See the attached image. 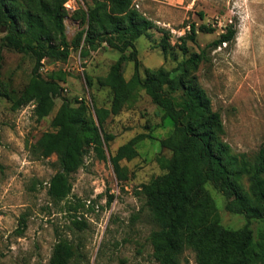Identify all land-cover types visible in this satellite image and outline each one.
<instances>
[{"label":"rangeland","instance_id":"obj_1","mask_svg":"<svg viewBox=\"0 0 264 264\" xmlns=\"http://www.w3.org/2000/svg\"><path fill=\"white\" fill-rule=\"evenodd\" d=\"M97 1L84 0L77 12L66 13L69 43L81 35V45L85 43L89 11ZM134 7L156 24L136 42L142 77L163 68L172 77L196 78L210 97L213 111L222 117V139L232 154L240 162L255 165L264 150V0H135ZM232 22L236 39L217 49L208 48ZM192 24L197 29L196 41H187L184 50L180 38ZM202 26L214 32H203ZM162 30L170 32L167 50L162 47ZM6 34L0 27L4 56L0 71V264H50L62 243L75 252L70 264H160L150 241L157 226L139 191L164 174L158 158H170L172 153L160 141L173 132L174 123L146 92H137L131 105L104 124V133L114 136L104 146L107 160H99L90 150L84 166L70 175L71 192L61 201L54 199L49 190L59 172L56 157L36 159L28 146L54 131L52 121L64 99L77 106L80 97L89 95L98 108L110 109L113 94L101 82L121 54L103 45L82 57L81 63V49L74 48L66 61L46 58L40 69L42 78L49 80L51 74L63 72L67 79L59 82L61 93L54 98L50 114L40 119L36 104L19 108L15 103L32 79L36 58L7 47ZM195 54H202V60L197 66H187L185 62ZM122 70L129 80L135 63H123ZM140 134L151 138L138 144L134 160L121 162L129 179L119 181L111 157ZM251 184V176L245 174L241 186L247 194ZM206 188L216 202L221 224L232 230L242 228L246 218L228 212L226 198L212 184ZM23 223L26 227L20 235ZM251 228L255 241L264 243V220H253ZM182 264H197L196 254L187 250Z\"/></svg>","mask_w":264,"mask_h":264},{"label":"trees","instance_id":"obj_2","mask_svg":"<svg viewBox=\"0 0 264 264\" xmlns=\"http://www.w3.org/2000/svg\"><path fill=\"white\" fill-rule=\"evenodd\" d=\"M67 0H0V27L6 30L4 44L19 53H31L36 58L33 76L15 100L16 107L36 104L38 117H47L54 108V98L60 96L59 82L66 74L55 72L49 80L40 74L46 58L66 61L70 49H79L82 35L69 43L64 17ZM135 0H98L89 11L90 31L86 36L82 56L107 45L118 51L120 59L112 65L102 86L113 94L110 109L94 111L84 102L73 106L64 99L52 121L54 131L44 133L28 149L36 159L56 157L59 172L51 180L49 194L56 200L65 199L71 192L70 175L84 166L85 157L93 150L99 160H107L104 146L114 136L104 133V124L125 106L131 105L140 91L164 111L165 118L174 123L173 132L160 141L163 149L172 153L170 158L160 156L158 163L164 174L143 184L139 194L146 200L150 216L157 226L150 241L154 258L160 264H182L187 250L196 254L197 264H264V243L255 241L251 228L255 219L264 220V150L255 165L240 162L231 147L222 139L224 125L220 113L213 111L212 101L196 78L172 77L160 68L143 78L136 42L156 24L134 7ZM202 31L214 32L202 26ZM162 47H169L170 32L162 30ZM194 24L181 37L186 49L187 41H196ZM237 36L232 22L226 31L208 48L217 49L231 44ZM203 52V55L205 54ZM202 54H195L185 64L197 66ZM4 56L0 50V71ZM135 63V72L127 80L123 63ZM150 135L140 134L118 148L111 157L119 181H127L129 172L121 162L138 156L137 146ZM251 176L250 194L243 191L241 180ZM212 184L226 198V210L242 215L246 224L237 230L221 224L216 202L207 190ZM25 224L19 230L22 235ZM75 256L67 243L59 244L50 264H70Z\"/></svg>","mask_w":264,"mask_h":264},{"label":"built area","instance_id":"obj_3","mask_svg":"<svg viewBox=\"0 0 264 264\" xmlns=\"http://www.w3.org/2000/svg\"><path fill=\"white\" fill-rule=\"evenodd\" d=\"M83 5H84V0H67V2L65 3V9H66V12L68 14H74ZM83 46H84V44H82L80 46V48H79V49H81L80 52H79V56H78V61L80 63L82 62V57H83L82 56ZM42 64L45 65V59L42 61ZM59 67H61V66L59 65ZM79 101L80 102H84L87 106H89L94 111L93 100H92V98L89 95H87L85 97H80Z\"/></svg>","mask_w":264,"mask_h":264}]
</instances>
